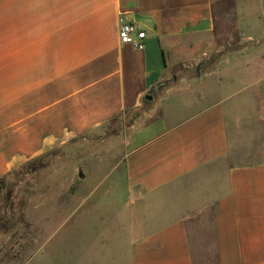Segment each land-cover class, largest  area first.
Wrapping results in <instances>:
<instances>
[{
  "label": "crops",
  "instance_id": "obj_1",
  "mask_svg": "<svg viewBox=\"0 0 264 264\" xmlns=\"http://www.w3.org/2000/svg\"><path fill=\"white\" fill-rule=\"evenodd\" d=\"M257 2L0 0V177L139 110L106 172L132 239L94 264H264ZM120 20L141 47L119 41Z\"/></svg>",
  "mask_w": 264,
  "mask_h": 264
},
{
  "label": "rangeland",
  "instance_id": "obj_2",
  "mask_svg": "<svg viewBox=\"0 0 264 264\" xmlns=\"http://www.w3.org/2000/svg\"><path fill=\"white\" fill-rule=\"evenodd\" d=\"M142 120L141 111H125L0 177V264H94L127 250L132 215L106 172L126 128Z\"/></svg>",
  "mask_w": 264,
  "mask_h": 264
},
{
  "label": "built area",
  "instance_id": "obj_3",
  "mask_svg": "<svg viewBox=\"0 0 264 264\" xmlns=\"http://www.w3.org/2000/svg\"><path fill=\"white\" fill-rule=\"evenodd\" d=\"M145 36V30L139 28L132 22L120 20L118 27V37L121 43H128L136 47H141L143 45Z\"/></svg>",
  "mask_w": 264,
  "mask_h": 264
},
{
  "label": "water",
  "instance_id": "obj_4",
  "mask_svg": "<svg viewBox=\"0 0 264 264\" xmlns=\"http://www.w3.org/2000/svg\"><path fill=\"white\" fill-rule=\"evenodd\" d=\"M147 98H148V99H151V95H147Z\"/></svg>",
  "mask_w": 264,
  "mask_h": 264
}]
</instances>
